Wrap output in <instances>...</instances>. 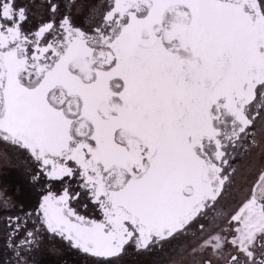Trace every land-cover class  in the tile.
Here are the masks:
<instances>
[{"label": "snow or ice", "instance_id": "1", "mask_svg": "<svg viewBox=\"0 0 264 264\" xmlns=\"http://www.w3.org/2000/svg\"><path fill=\"white\" fill-rule=\"evenodd\" d=\"M0 264H264V0H0Z\"/></svg>", "mask_w": 264, "mask_h": 264}]
</instances>
